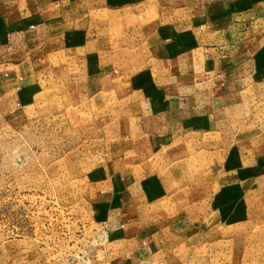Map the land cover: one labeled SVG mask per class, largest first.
Segmentation results:
<instances>
[{"label": "crops", "instance_id": "1", "mask_svg": "<svg viewBox=\"0 0 264 264\" xmlns=\"http://www.w3.org/2000/svg\"><path fill=\"white\" fill-rule=\"evenodd\" d=\"M91 9L101 15L100 47L114 18L122 56L108 90L134 121L85 195L103 222L110 264H167L172 243L201 238L200 246L221 225L210 196L182 204L152 191L181 182L188 135L200 152L212 138L203 165L217 189L264 191V128L253 123L255 105H264L254 89L264 91V0H0V126L22 125L40 109L47 57L81 38L91 52Z\"/></svg>", "mask_w": 264, "mask_h": 264}, {"label": "rangeland", "instance_id": "2", "mask_svg": "<svg viewBox=\"0 0 264 264\" xmlns=\"http://www.w3.org/2000/svg\"><path fill=\"white\" fill-rule=\"evenodd\" d=\"M90 13L92 31L98 32L89 37L91 52L89 44L86 52L80 49L81 38L76 47L47 57L48 65L40 74L45 93L40 109L30 112L22 125L0 126V264L112 261L103 222L85 195L86 182L97 174L112 145L126 140L122 134L133 124L134 115L108 90L122 56L114 18L107 15V38L100 47L95 23L101 15L93 9ZM254 89L257 98L264 96L259 87ZM255 106L258 118L253 123L264 128L259 119L264 105ZM260 132V126L253 129L254 134ZM187 138L191 154L187 167L180 170L181 182L152 191L155 197L177 196L182 204L210 196L220 205L221 225L215 232L211 227L200 246L201 238L172 243L174 255L167 264H215L229 256L237 264H264V191L217 189L203 165L210 146L206 141L212 138L204 136L203 152L191 142L195 137ZM217 236L219 244L210 242Z\"/></svg>", "mask_w": 264, "mask_h": 264}]
</instances>
